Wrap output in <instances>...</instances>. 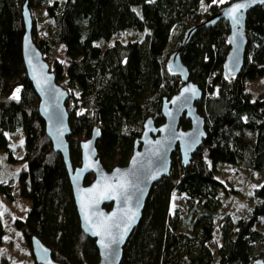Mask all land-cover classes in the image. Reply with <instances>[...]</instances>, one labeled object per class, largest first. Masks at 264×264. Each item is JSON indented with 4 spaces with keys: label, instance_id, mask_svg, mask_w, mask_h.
Listing matches in <instances>:
<instances>
[{
    "label": "trees",
    "instance_id": "1",
    "mask_svg": "<svg viewBox=\"0 0 264 264\" xmlns=\"http://www.w3.org/2000/svg\"><path fill=\"white\" fill-rule=\"evenodd\" d=\"M231 1L66 0L61 8L55 1H27L31 37L55 80L66 78L69 88L80 89L65 100L72 166L80 164L79 142L94 128L104 167L126 163L143 121L151 117L155 125L161 123L162 98L181 85L167 61L185 31ZM22 4L0 0V150L13 160L8 134L23 130L26 168L16 178L19 196L29 201L25 217H15L13 224L31 256L30 237L35 235L59 264H96L97 249L79 227L62 158L45 134L23 65ZM41 12L54 21V29L43 38L36 36L34 17ZM138 32L140 38H116ZM228 33V22L219 18L196 28L179 51L189 79L202 92L194 104L204 119L205 135L188 164H180L177 149L172 152L169 174L151 186L119 264H251L264 257V227H259L264 220V178L252 205L234 216L222 213L219 192L235 189L225 188L215 174L217 163L264 174V96L252 88L264 76V2L246 13L243 62L232 77L223 73ZM59 46L65 65L54 53ZM17 89L19 99H13ZM79 107L85 109L77 113ZM179 126L186 128L189 121L181 117ZM92 178L86 174L84 183ZM1 193L13 199L8 183H0ZM176 194L184 199L183 212L173 203Z\"/></svg>",
    "mask_w": 264,
    "mask_h": 264
},
{
    "label": "water",
    "instance_id": "2",
    "mask_svg": "<svg viewBox=\"0 0 264 264\" xmlns=\"http://www.w3.org/2000/svg\"><path fill=\"white\" fill-rule=\"evenodd\" d=\"M27 1L23 0L21 10L24 24L21 55L27 78L37 96L38 114L44 123V131L53 151L58 152L62 158L79 227L84 235L93 239L97 249L96 264H119L122 249L140 220L151 186L169 174L172 152L177 149L180 164H188L205 135L204 119L194 104L201 98L202 92L197 84L189 79L187 68L180 61L179 51L196 28L223 18L229 25L227 35L229 49L223 61V73L226 77L235 76L242 66L246 45L244 35L246 13L255 5H261L264 0H232L213 15L185 31L180 47L167 61L169 71L179 74L181 85L169 98H162L160 112L163 121L155 125L151 117H147L143 121L140 135L134 139L126 163L110 169L104 167L97 156L95 147V141L99 136L97 128L91 131L89 137L79 142L80 164L76 166L71 164L66 139L70 134L69 115L65 105L68 92L55 80L53 72L31 37V17ZM237 4L245 5L236 14L238 21L227 14ZM181 117L189 121L188 127L179 126ZM89 164L92 167H89ZM88 173H91L93 178L85 184L84 178ZM121 180L126 183L124 196L117 190L100 198L99 192L106 184L115 186ZM93 198L98 200V203H92ZM82 204L87 205V208L82 207ZM106 204L108 207H105ZM85 211L88 219H85ZM129 216H133V219L125 231ZM102 223L108 226L111 236L99 227ZM98 230L101 231V235L95 234ZM120 235H123L122 242L111 243L112 237L118 238ZM101 241L108 243L109 247L106 249ZM30 248L36 264H59L51 257L50 248L35 235L30 237ZM251 264H264V257L256 258Z\"/></svg>",
    "mask_w": 264,
    "mask_h": 264
},
{
    "label": "rangeland",
    "instance_id": "3",
    "mask_svg": "<svg viewBox=\"0 0 264 264\" xmlns=\"http://www.w3.org/2000/svg\"><path fill=\"white\" fill-rule=\"evenodd\" d=\"M55 1L58 8H61L66 0H49ZM229 0H225L227 2ZM218 2V1H217ZM36 25V36L45 37L54 29L53 19L41 12L34 15ZM141 32L138 33H119L116 38L134 39L140 38ZM176 37V31L173 32L172 39ZM55 55L63 61L65 65L67 59L63 55V48L59 46L55 51ZM58 83L64 87L68 93L77 96L80 89L78 86L71 89L67 86L66 78L59 80ZM253 90L262 91L264 96V76L257 78L253 82ZM85 107H79L75 111L81 112ZM10 138V147L12 148L13 160H9L2 150H0V183H8L11 186L13 199L7 198L3 193L0 194V264H34L33 258L29 253L20 231L14 226L15 217L24 218L29 207V201L18 194V183L16 175L19 171L26 168L25 161L22 159L24 154V135L23 130L19 128L15 133L8 134ZM179 158V157H178ZM179 160V159H178ZM215 174L217 179L225 186V188H234L235 191L226 193L222 190L219 197L222 203V213L230 212L232 215H243L246 208L253 203V195L255 189L258 188L264 178V174L254 169H244L237 165L229 163H217ZM228 191V190H227ZM173 203L178 207L180 212L184 211V199L181 195L176 194L173 197ZM218 216L217 220L220 221ZM264 227V220L259 224ZM211 247H215L216 243L209 241Z\"/></svg>",
    "mask_w": 264,
    "mask_h": 264
},
{
    "label": "snow or ice",
    "instance_id": "4",
    "mask_svg": "<svg viewBox=\"0 0 264 264\" xmlns=\"http://www.w3.org/2000/svg\"><path fill=\"white\" fill-rule=\"evenodd\" d=\"M217 0H213V3H216ZM219 3L223 4L225 2V0H218ZM243 7H245V5L243 4H237L234 7H232L229 11H228V15L231 16L234 20L238 21V16L236 15ZM20 89L16 90V94H14L13 99H19L18 93H19ZM185 91H188V89H185ZM89 167H92L91 164L88 165ZM126 189V183L125 181L121 180L120 183L116 184L115 186L113 185H108L106 184L103 187V190H101L99 192V196L100 198H104L106 197L109 193H115L117 190H119V194L121 196H124V190ZM114 198V197H113ZM126 199V197H125ZM92 203H98V200H96L95 198H93ZM82 207H84L85 209L87 208V205H83ZM135 214L133 213V216ZM133 216H129L128 217V221L129 223L125 225V231L130 227V222L133 219ZM85 219H88V214L87 211H85ZM100 228H102L104 230L105 233H107L109 236H111V233L108 232V226L104 223H102L100 226ZM96 235H101V231H97L95 233ZM123 241V235H120L118 238L117 237H112L111 239V243H119ZM101 243L103 244V246L107 249L109 247L108 243H104V241H101Z\"/></svg>",
    "mask_w": 264,
    "mask_h": 264
}]
</instances>
